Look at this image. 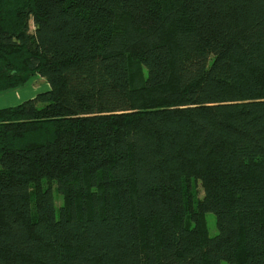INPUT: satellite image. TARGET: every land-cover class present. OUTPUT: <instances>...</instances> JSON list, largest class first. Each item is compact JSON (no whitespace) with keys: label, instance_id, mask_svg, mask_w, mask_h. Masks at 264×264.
Returning <instances> with one entry per match:
<instances>
[{"label":"trees","instance_id":"1","mask_svg":"<svg viewBox=\"0 0 264 264\" xmlns=\"http://www.w3.org/2000/svg\"><path fill=\"white\" fill-rule=\"evenodd\" d=\"M37 76L0 264H264V0H0V93Z\"/></svg>","mask_w":264,"mask_h":264},{"label":"crops","instance_id":"2","mask_svg":"<svg viewBox=\"0 0 264 264\" xmlns=\"http://www.w3.org/2000/svg\"><path fill=\"white\" fill-rule=\"evenodd\" d=\"M39 81L42 86H44V83L48 85L41 77H34L25 86L2 93L3 95L0 96V105L5 104V106L14 107L35 98L38 94H41V90H39L41 87L35 88L34 85V83L36 84Z\"/></svg>","mask_w":264,"mask_h":264},{"label":"rangeland","instance_id":"3","mask_svg":"<svg viewBox=\"0 0 264 264\" xmlns=\"http://www.w3.org/2000/svg\"><path fill=\"white\" fill-rule=\"evenodd\" d=\"M33 27V24H32ZM33 80V79H32ZM35 88H39L41 87V93H45L46 90H49V86L46 85L45 83L43 84L44 86H42L41 82H37L36 84L34 83ZM43 87V88H42ZM3 95L2 93H0V96ZM8 106H5V104L0 105V108H7ZM202 195V192H201ZM58 198V197H57ZM62 201L60 199L57 200V207H59L61 205ZM207 229L209 232V235L211 237H214L218 234V229H217V223H216V216L214 214H208L207 215Z\"/></svg>","mask_w":264,"mask_h":264},{"label":"water","instance_id":"4","mask_svg":"<svg viewBox=\"0 0 264 264\" xmlns=\"http://www.w3.org/2000/svg\"><path fill=\"white\" fill-rule=\"evenodd\" d=\"M38 95H39V94H38ZM38 95H37V96H38Z\"/></svg>","mask_w":264,"mask_h":264}]
</instances>
